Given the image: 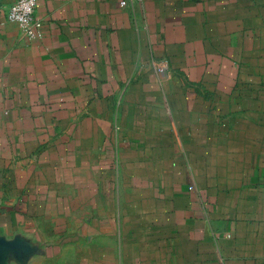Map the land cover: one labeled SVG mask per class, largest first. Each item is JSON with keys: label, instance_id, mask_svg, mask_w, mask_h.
Returning a JSON list of instances; mask_svg holds the SVG:
<instances>
[{"label": "crops", "instance_id": "1", "mask_svg": "<svg viewBox=\"0 0 264 264\" xmlns=\"http://www.w3.org/2000/svg\"><path fill=\"white\" fill-rule=\"evenodd\" d=\"M14 1L0 0V264L78 243L100 185L145 194L117 210L119 247L78 264H264V0H37L31 40L5 19Z\"/></svg>", "mask_w": 264, "mask_h": 264}, {"label": "rangeland", "instance_id": "2", "mask_svg": "<svg viewBox=\"0 0 264 264\" xmlns=\"http://www.w3.org/2000/svg\"><path fill=\"white\" fill-rule=\"evenodd\" d=\"M72 156L73 155H71V157ZM67 187L71 188V186H67ZM98 188L100 195L99 198L98 197L96 198L95 203L94 202L90 203V200H88V203L86 202L81 209L82 211H84L82 218L76 219L77 220L76 224L82 227V231H81L82 239L78 243L73 244L72 242V243H67L65 247L63 246L62 251L55 256L54 259L55 261H53L51 264H78L77 261L79 259L91 258L93 255L91 251L92 244H94L95 246H104L107 248L119 247V243L121 240L120 236L122 231V229L119 227L120 225L121 226L127 225V223L126 221H124V219H122V217H120L121 212L117 210L122 208V206H124L125 204L133 202L134 200L140 198L143 195V193L145 194V190H139L136 187L132 188V186L129 188L126 187L127 188L126 189L123 186H120L118 190L116 189V191H115L116 187H112L111 191L108 193L107 186L100 185V187ZM153 191L155 192V189H153ZM149 195L152 196L153 192H147V196ZM108 197L109 199H106ZM134 204L135 203H132L131 207ZM149 211H150V206L147 207L148 214ZM41 214H43V211L41 212ZM87 220L88 223L86 222ZM33 224L36 227L43 226L38 220H35ZM88 225L89 226L92 225L95 228H98L97 225H99V228L97 229L99 232L91 233L90 231H88ZM25 226L26 224H23V227ZM108 228L110 230H106ZM73 229L74 226L71 227L70 230L72 231ZM40 235L42 236V234ZM83 237L84 238L88 237L89 241L88 242L85 241ZM55 239L56 238L53 237H46L45 245H52L55 242ZM99 254H100L99 258L103 259L104 262L106 261L108 262L110 261L109 258H114V256H116L115 251H107V250L99 251ZM165 262H166V257L165 255H162L157 260V262L153 264H166ZM37 263L45 264L44 262H37ZM109 263H111V261Z\"/></svg>", "mask_w": 264, "mask_h": 264}, {"label": "built area", "instance_id": "3", "mask_svg": "<svg viewBox=\"0 0 264 264\" xmlns=\"http://www.w3.org/2000/svg\"><path fill=\"white\" fill-rule=\"evenodd\" d=\"M137 0H122L120 5L127 7ZM37 0H15L9 7L5 19L18 25L22 30L26 40H31L39 36L40 25L34 18V11Z\"/></svg>", "mask_w": 264, "mask_h": 264}]
</instances>
